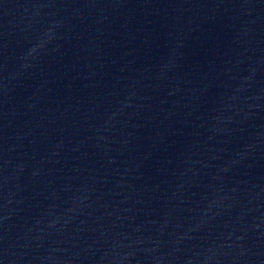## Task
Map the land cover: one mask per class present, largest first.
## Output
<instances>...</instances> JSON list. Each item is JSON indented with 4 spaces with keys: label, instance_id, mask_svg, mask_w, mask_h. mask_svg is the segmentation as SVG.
<instances>
[{
    "label": "water",
    "instance_id": "obj_1",
    "mask_svg": "<svg viewBox=\"0 0 264 264\" xmlns=\"http://www.w3.org/2000/svg\"><path fill=\"white\" fill-rule=\"evenodd\" d=\"M0 264H264V149L0 163Z\"/></svg>",
    "mask_w": 264,
    "mask_h": 264
}]
</instances>
